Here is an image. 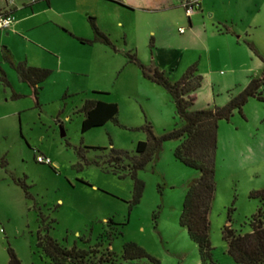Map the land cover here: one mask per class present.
Returning a JSON list of instances; mask_svg holds the SVG:
<instances>
[{
    "label": "rangeland",
    "instance_id": "1",
    "mask_svg": "<svg viewBox=\"0 0 264 264\" xmlns=\"http://www.w3.org/2000/svg\"><path fill=\"white\" fill-rule=\"evenodd\" d=\"M57 1L53 11L61 12L60 19L66 23L56 25L58 31L70 37L74 32H89L94 38L89 21L94 16L117 50L75 38L74 68L78 69L52 73L39 89L38 99L8 61L10 66L0 65L5 72L12 71L14 82L6 72L10 85L0 82V98L5 87L10 96L21 95L0 104V116L11 114L0 118V159L7 162L6 167L0 164V264H8L9 246L23 264H51L37 245L39 234L46 235L47 228L68 248L93 249L90 258L96 264L101 257L110 261L104 264H201L197 244L180 224L189 182L200 175L176 158L181 140L165 142L159 155L138 170L137 177L145 184L139 203H134L132 176L122 178L102 164H86L79 152L84 148L87 159L102 161L115 148L129 165L138 156V142L148 139L146 122L157 136L181 125L170 92L146 78L129 54L146 67L157 66L172 81L196 64L203 80L193 110L225 106L253 78H261L264 0H206L204 9L193 14L192 26L180 0H123L131 8L107 0ZM228 27L229 33H218ZM44 29H34L31 36L39 40ZM0 33L21 56L41 51L12 28ZM4 46L9 48L0 39V55ZM262 95L263 100L250 97L241 112L236 110L219 122L216 195L210 212L217 264H238L228 253L225 227L249 232L252 216L264 211L262 197L251 196L264 190V88ZM92 99L117 103L118 122L83 133L80 109ZM40 155L53 164L42 163ZM19 179L25 181L31 198L17 184ZM111 219L116 225L108 223ZM122 223L126 225H117ZM129 242L149 256L125 259Z\"/></svg>",
    "mask_w": 264,
    "mask_h": 264
},
{
    "label": "trees",
    "instance_id": "2",
    "mask_svg": "<svg viewBox=\"0 0 264 264\" xmlns=\"http://www.w3.org/2000/svg\"><path fill=\"white\" fill-rule=\"evenodd\" d=\"M94 30V38L87 39L78 36L74 38L85 44L103 43L116 49L110 37L100 30L94 16L89 17ZM230 32V29H227ZM250 44V43H249ZM250 46L254 48L253 44ZM4 58L18 72L21 81L28 83L38 99L39 89L42 84L52 75L53 71L48 68L28 66L15 59L11 50L4 46ZM131 62L140 65L146 78L164 86L172 95L176 113L181 125L172 131L157 136L153 125L146 122L143 127L148 133V139L139 141L136 147L138 156L134 157L132 164L125 165L123 152L112 148L104 160H89L85 155V149L80 148V157L86 164L103 165L107 170L118 174L120 177L132 176L135 181L134 203H139L143 196L145 184L137 177L138 170L144 168L150 161L156 158L164 143L179 139L181 144L175 150L178 160L200 172L197 178L189 182V188L184 200L180 224L185 227L191 240L199 250L201 264H217L213 259V247L210 238V212L216 195V152L218 147L219 122L229 119L236 110L240 112L250 97H258L263 100L262 89L264 88V74L261 78H253L248 86L234 97L229 103L222 107L193 110L196 96L201 88L203 77L198 74L197 65H192L178 81H172L164 71L157 66L146 67L138 61L135 55L129 54ZM1 69V80L10 85V81L4 69ZM21 96L14 94V98ZM37 104L39 102L37 101ZM80 111L84 114L82 132H87L95 127L106 125L110 121L118 122L119 105L102 100H87ZM63 129V128H62ZM94 150H106L105 147H86ZM128 156V154H126ZM103 157V156H101ZM2 167L7 166L5 159H0ZM110 167H109V166ZM17 184L25 190L27 198H31L25 181L16 180ZM253 197H262L264 201V190L254 191ZM108 223L114 224L113 220ZM116 225V223L114 224ZM125 226L126 223L117 224ZM250 231H237L232 226L224 229V240L228 244L229 255L238 264H264V211L259 209L250 219ZM39 234L38 247L50 258L51 264H96L91 261L93 249L85 250L74 246L68 248L60 244L49 234ZM122 234V231L119 232ZM8 264H23L14 249L9 246ZM149 256L147 252L135 242L125 244L123 257L134 260ZM107 259L101 257L98 264L108 263Z\"/></svg>",
    "mask_w": 264,
    "mask_h": 264
},
{
    "label": "crops",
    "instance_id": "3",
    "mask_svg": "<svg viewBox=\"0 0 264 264\" xmlns=\"http://www.w3.org/2000/svg\"><path fill=\"white\" fill-rule=\"evenodd\" d=\"M44 1H47L48 5H46ZM107 1L119 4L120 6L126 8L132 7L130 6L132 5L130 4V2H123V0H107ZM54 2H58V1L57 0H12L11 2H9L8 0H0V11L9 10L13 13L15 17V22L11 27L12 30L15 32V35L21 37L27 43L38 46L41 49V51H38L37 53H34L32 55L26 54V56H21L19 55L17 49L13 47L11 44H9L8 41H6L4 38L3 39L0 38V39L3 44L9 46V49L13 53L15 59L19 62H23L28 66L51 69L53 71V74L58 72L60 69H61L60 72H62L63 68L67 70V71L64 70L65 72L72 73L71 70L76 71L78 69L77 68L75 70L76 67L74 68L75 63H77L78 61L77 56L75 55V51L78 48V44L76 43L77 40L74 37H70L69 35H66L63 32L58 31L60 29H58L56 25L64 26L66 23H63L60 19L61 12L59 13L58 11H53ZM205 3L206 0H203L200 11L204 9ZM169 5H172V3ZM180 6H182L181 3ZM29 8H30V12L28 10ZM17 15L19 16V18H16ZM27 21H31L32 24L29 26H25L24 24ZM189 22L190 25L192 26L193 23L192 17L189 19ZM46 25H49V27H47ZM36 28H45L44 29L45 35L41 36L39 40H35L31 36V34H33V30ZM192 30H194V27L192 28ZM218 33L224 34L229 32L220 29ZM7 34L10 35L9 33ZM74 34L78 37L93 39L92 34L89 32L86 34L81 32L79 33L74 32ZM0 36L2 37L3 34L0 33ZM94 44H99V46H106L105 44L99 42ZM104 53L107 54L108 51H104ZM4 62L7 65H9L4 58V52L2 50V55H0V65H2ZM6 72L8 73L9 78L11 79L13 84L14 82L12 80L13 79L12 71L6 69ZM48 79L44 83H46ZM0 82H3L1 78H0ZM13 100L14 97L9 95V92L5 87V89L3 90L2 98H0V104L2 105V103H6L7 101H13ZM9 116H11V114H2L0 118L4 119V118H8Z\"/></svg>",
    "mask_w": 264,
    "mask_h": 264
},
{
    "label": "built area",
    "instance_id": "4",
    "mask_svg": "<svg viewBox=\"0 0 264 264\" xmlns=\"http://www.w3.org/2000/svg\"><path fill=\"white\" fill-rule=\"evenodd\" d=\"M11 2L12 0H8ZM203 0H180L182 7L185 9L186 15L191 18L195 12L201 10ZM15 22L13 13L9 10L0 11V29H10ZM180 32L184 33L185 28L181 27ZM39 160L42 163L52 165L53 162L46 156L40 155Z\"/></svg>",
    "mask_w": 264,
    "mask_h": 264
},
{
    "label": "water",
    "instance_id": "5",
    "mask_svg": "<svg viewBox=\"0 0 264 264\" xmlns=\"http://www.w3.org/2000/svg\"><path fill=\"white\" fill-rule=\"evenodd\" d=\"M66 132L64 131V129H62V136H65Z\"/></svg>",
    "mask_w": 264,
    "mask_h": 264
}]
</instances>
